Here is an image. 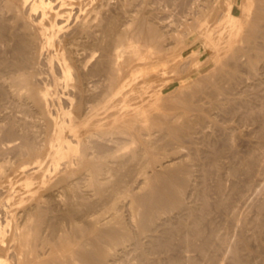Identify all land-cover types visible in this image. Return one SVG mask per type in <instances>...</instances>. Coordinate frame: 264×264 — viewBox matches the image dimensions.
<instances>
[{
	"label": "rangeland",
	"instance_id": "rangeland-1",
	"mask_svg": "<svg viewBox=\"0 0 264 264\" xmlns=\"http://www.w3.org/2000/svg\"><path fill=\"white\" fill-rule=\"evenodd\" d=\"M86 1H87V3L89 2L88 7L95 4V0H86ZM100 1H102L103 3L109 2L110 5H109V7L106 6V9H108V11H109V8H110V13H112V15L115 14V16L114 15L113 16L115 17L116 20H118V18H120L119 19L121 22L120 27H122V28L126 27L128 29V31L131 29L130 30L131 32L129 31L128 32L129 34L125 35V38L122 41H120L119 43H117L118 41H116V40H115L116 42L113 41L112 47L114 48L117 46V49L120 51L118 58H120V55H121V58H120L121 60L119 59V62L117 61L119 63V64H117V66L121 65L122 63L123 64L121 66H124V67L120 66L122 69L119 68V66L117 67V70L119 71V72L117 71L118 75H116L117 78H116V88L115 89H116L117 93L113 97L110 96L111 98L110 97L107 98V100L104 101V103L102 102L101 106L99 104L97 106L98 108H96V111L94 112V115L92 118H90L88 120H83V119L79 118V120L77 121L78 128H77V132L75 135L78 139H80V145L77 144V146H76V144H74L75 142L73 141L71 143V146L73 148H70L71 149L70 150V149H67V147L65 145H66L67 140L72 139V137L70 136L72 134V132H70L69 129H65L64 131L60 130L59 125L62 122V120H61L62 117H60V116H62V114L59 111H53L55 127L53 130L49 131V128L47 129V127H46L47 125H45V124H48L47 121L44 120V122H42L43 119L41 120L39 118L40 120L38 121V123L39 122L40 123L38 124L36 122L38 120V117L34 118V116H32V115H29V116L25 115L24 116L23 113L20 112L21 108H19V106L20 107H22V106L20 105L19 99H15V100H13V98L11 99V97L8 93H6L7 96L3 95V94H5L4 93L5 90H6L5 92H7V91L12 89V88L10 89V88H8V86L4 85V87H2V88L5 90H3V91L0 90L3 92V94H2V92H0V122H1L0 123V147H2L4 144H6L8 142H11V140H12V142H15L16 138L18 137V134L16 131L10 132L9 129L7 128L9 123L13 119V117L14 118L16 117V119H14V120H17V118H21L23 116L26 118L25 121L29 125V128H28L26 134L27 135L29 134L28 135L29 139L33 138L32 140H35L37 142L42 141L43 144H44V141H46L44 148H42V164H43L42 169L39 171V173H36V177H37V179H36L37 182L35 185L36 187L33 185L35 187L33 189L34 193L35 194L39 193L38 195H41V196L38 197V195H37V197H36L35 194H33V195H35V197L39 198V199H40V197L42 198V196L46 197L50 192V189H48L47 186L46 187L44 186L46 184H43L42 181H40L41 180L40 172L45 167L48 168V165L51 166L52 168L53 167L56 168V166H55V164H56L58 167L55 169V172L59 168L58 170L61 173H63V172L66 174L69 173V176H71V178L67 174V176H68L67 182H68L71 190H74L76 192V190L78 189L77 190L78 194H83V195L85 194V197H87L89 199H91V198L95 199L96 197H98V194H97L98 189L97 188L102 187V186L106 187L107 185L104 181L105 184H102L100 182L101 185L98 184L99 185L98 186L97 185L98 182H96L94 180H96V178L97 179L99 178L100 180L102 179V181H103V176H105V174H101V172L105 173L104 170H106L108 167L116 169L117 165L115 166L114 162L111 163V160L113 158H116V159L118 158L117 160L120 161L119 165L121 166V167L118 166L119 169L117 168L116 173H118V176L121 174L119 177L121 179L123 177L122 180H124L125 178L127 180V179H130L129 177H131L130 176L131 174H134V176L136 178H138V180L136 179L137 183L132 181V182H130L129 185H131V184H133L132 186L136 185V186H134L135 187L134 189H136L134 191H138V194H141L142 196L147 195L146 200H144L145 203L142 204L141 207H139L140 213L141 212L143 213V211L146 210V208H147L146 206H148L147 203H150L151 201L153 202L155 200V198L156 199L161 198L162 193H163L162 198H165V195H167L166 197L169 196V194L166 193L165 190L163 191V189H162V193L160 192L158 194L160 185L164 184V179L165 178L167 179L169 174H170V171H166V173L168 172L167 174L162 173V176L159 177L158 176V174H159L158 163L160 161H165L166 159H169L170 157H179L182 154V156L179 157L180 161H181L179 164L183 165V168H180V170H183L182 172L180 171L182 178H180V179L174 178L172 180V182H173L174 186H177V187L179 186L178 188L181 191V197L183 196L182 199L184 198L183 202L185 204H188V205L192 204L191 206L194 207L193 208L194 211L192 210L191 214L188 215L185 211H178L177 212V210H173V211L168 212V211L158 210L157 208H155V210H153V216H148L146 214L148 211H144L143 214L141 213L138 216L137 224L139 226H137L136 223H133L134 225L131 223V225H130V227L132 228V231H135L140 227V229H138V230H140L141 236L139 234L138 235L140 237V242H142V243H139L137 246H135L132 244L131 240H128L129 244H131V245H129L127 242H125L124 244L127 247V248L125 247L126 250H120L119 246H115V247L109 248L110 254L108 252L105 254L104 253L102 254V253L97 251L98 254L102 255V256L99 255L100 258L97 254H94L92 256V258L89 259L90 257H87L85 254L84 250H86L87 248L93 247V246H90L91 244L92 245L93 244L99 245L100 242L97 240L95 234L93 232H91L92 231L91 226L87 225L85 223L83 224V221H78L79 223L77 222L78 224L76 227H73V228H67L66 227L67 231L65 230L66 231L65 232L63 230V232L66 233V236L64 235L65 239H63L62 241L60 239H56L58 237V236H56V234L60 236V234L62 233L61 231H57V232H59V234L58 233L52 234L54 236L52 239H51V236H49V234H48V236H49V238H48V236L44 235L47 233L41 232L42 234H40V235H42V236L39 237V239H41L40 240L41 242L39 241V239L38 240L36 239V243H38L37 244L38 247H35L36 250L34 251V253L31 252L32 255L31 254L28 255L29 257L31 256L30 257L31 259L34 258L28 264H69L68 262H65V259H68L69 256L72 254L75 255L74 256L75 260L73 257H72L73 258L72 260H74V262H76L77 264L78 263L79 264H84V263L85 264H89V263L90 264H141V263L142 264H144V263L145 264H195V263L196 264H202L203 262H204L203 264H209V263L210 264L211 263L212 264H220L221 261L223 260V258H224V260L222 261L223 262L222 264H231L230 263L232 261L231 259H233V257H235L234 252H236V254H237V252L239 253V255L241 257L240 258L241 264H264V219H263L264 218V207H263L264 193H261L260 192L261 190L258 192L255 190V189L259 190V186L260 185L263 186L262 184H264V181H263L264 180V134H263L264 130H262L263 128L261 126V122L262 121L264 122V109H263L264 108V76H263L264 75V69H263L264 68V64H263V62H264V52H263L264 43H263V40L264 39L261 37H259V38L257 37L258 35L260 36V33H261V32H258L260 30L259 28H261V29L264 28V22H263L264 21V17H263L264 10H263V13H261V14H263L261 19L257 20L258 21L257 23H259V25L258 26L255 25L256 28L257 27H259V28H257L258 31H254V33L258 32L259 34L257 33V35H256L253 33V31H251L252 30V21L250 22V20L252 19L251 16H254L257 12H259V10L262 11V9H263V8H261L260 1L259 0H257V1L255 0L256 2L252 1V3L250 4V9H249V10L252 9L251 10L252 12H249V10L247 11V9L245 10L246 13L243 15L242 24L240 22L241 21L240 15H241L242 1H240V0H126V1L125 0H123V1H121V0H114V1L113 0H104V1L100 0ZM116 1H117V4H116ZM253 3H254V5H253ZM255 3L258 6L257 8L259 10H256V8H254V7H256ZM117 5H119V6H117ZM126 8H127V10H126ZM106 9L104 8L105 11H106ZM123 10H124V12H123ZM254 10H256L255 13H254ZM127 12L130 14H128ZM110 13L108 12V14H110ZM251 13L253 15H251ZM136 18H137L138 22L135 21ZM117 22L119 23V21H117ZM246 23L251 26V27L249 26L250 29L247 30L250 32V33L248 32L249 34L246 32V27H247ZM236 24H238V26ZM136 26H137V28L139 26H140V28H141V26H143L142 30H141L142 34L138 35V33H136L137 32L135 29ZM147 27H148V29H147ZM152 29H153V35L151 36ZM154 31H155V33H154ZM159 33H160V35H158ZM252 33H253V35H252ZM242 34L251 36L250 41H247V39H246L247 36H243ZM263 34H261V36H264ZM64 35H65V32L63 33V31L57 32V31L51 29L49 23H45V25H41V26L38 25L36 27V36H39L41 41H44L43 38H45L46 36H53L54 37L53 45L51 47H49V49L47 51L48 61H51V59L54 61V58L56 60L60 58L61 44H59V41H61V39H67L68 38V36H64ZM145 35L151 36V37L145 38ZM254 35H255V38H254ZM60 36H63L65 38L60 37ZM152 37H153V39H152ZM143 39H145V40H143ZM156 40L158 41L157 43H156ZM251 41L256 43L258 46L256 44L254 45V43L251 44ZM57 43H58L59 47L57 46ZM115 44H118V45H115ZM150 45H151V47H150ZM251 45L252 46L254 45L253 46L254 49L251 50L252 52L247 50L248 46L252 47ZM134 49L137 50L136 53H135ZM237 49L240 52H238ZM241 51L242 52L244 51L242 53L243 55L240 54ZM248 51L250 52V54L251 53H253V54L250 55L248 53ZM137 52H140L139 55ZM235 52H238L239 54L237 53L238 55H235L236 54ZM258 52H259V54H258ZM245 53H247L246 55H248L250 57L249 59H248V56L245 55ZM255 53L257 54V57H258V59H256L257 61H255V66H258L257 68H255L254 65L252 66L253 62L250 61L251 57L253 58V55ZM233 55H235L236 57L237 56H239V57L235 59V57L233 58ZM240 55H241V58H240ZM135 57H136V59H135ZM257 57L254 56V58H257ZM118 58H117V60H118ZM230 58L235 60L236 64H234L233 60ZM261 58L263 60H259ZM134 59H135V62L133 61ZM241 59H243V60H241ZM247 59L249 61H247ZM56 60L53 62L54 66H57V64H55ZM130 60H132V62ZM136 60H138V61H136ZM229 60H231V61L229 62ZM254 60L255 59H252V61H254ZM226 61L228 63H232L234 65L231 67L232 64L229 65L226 63ZM40 62H41L42 67L39 64L40 65L39 69L43 70L44 67L46 66L45 65L46 62L44 60L43 61L41 60ZM42 62H44V63L42 64ZM250 62L252 64H250ZM145 63H147V64H145ZM261 64H262V66H261ZM225 65L228 66V68L231 70V72L235 71L236 67L237 68L239 67L238 68L239 70L236 68V70H238V71L237 72L235 71L234 78H232L231 80L227 79V80H222L221 82H220V80H216L217 84H214L213 81L214 82H216V81L214 80V77L212 75L215 74V72H217L218 68H221L222 66H225ZM247 65H249V67ZM245 67H246V69H245ZM251 68H255V69L251 70ZM161 69H164V70H161ZM226 69H227V67L225 66L224 72L227 74L228 72H226ZM258 69H259V71H258ZM210 70H212L213 72L212 71L210 72ZM230 70H229V72H230ZM121 71L122 72L124 71L125 75H124V73L121 74ZM145 71H146V73H145ZM163 71H164V73H163ZM170 71H172V73ZM173 72H175V73H173ZM120 74L123 75V78L125 76V78L122 79L121 78L122 76H120ZM237 74H239V75H237ZM251 74H252V76H251ZM147 75H148V77H147ZM257 75H259V76H257ZM238 76L243 77L241 80L243 82L245 80V82L242 83V81L240 80V78ZM255 78H256V80H255ZM120 79L124 80L123 82H125V84L123 82H119V81H122ZM167 79H170V80H167ZM224 81H227V82L225 83ZM1 82H2V78H0V83ZM236 83H237V85H236ZM122 84H124V85H122ZM242 86L244 88H242ZM102 87L105 88L104 84ZM208 88H209V90H208ZM221 88L224 90H222ZM179 89H181V90H179ZM238 89H241L240 90V92L242 91L241 95H240ZM215 91L217 93L218 92L219 93L217 94ZM185 95H186V97H185ZM233 95H235V96H233ZM224 96H226V97H224ZM187 97H189V98H187ZM233 97H234L233 100L236 101V103L238 102V105H236V103L233 100H231ZM226 98H230V99H226ZM187 100H189V101H187ZM191 100H194V103ZM198 100H200V101H198ZM239 101L240 102L242 101V103H239ZM185 102H187V103L184 104ZM229 103H231V104H229ZM189 104H190V106H189ZM17 105H18V107H17ZM29 105H32V103L30 101H28L27 106H29ZM137 105L138 106L140 105V109H139V107H136ZM186 105H188V106H186ZM227 106L229 108H231V110L233 112L229 108H226ZM234 107L236 109H234ZM224 108H225V111L223 110ZM139 110H141V111L138 112ZM251 110L254 111L258 116L254 112H252ZM10 112H11L12 116H11ZM15 112H17V113H15ZM136 112L138 113L137 115H136ZM178 112L180 114H178ZM200 113H201V115H200ZM243 113L245 116L243 115ZM177 115H178V118H177L176 122L178 120L182 121V119H184V117L186 115H188V117H192V118H193V115L195 117L196 116H199V117L203 116L202 118H200V120L202 119V121H199L198 124L195 123V124H197V125H195L196 129L193 130L194 132H192V134L190 135L191 137L189 139L187 136H186V138H181V137L177 138L178 136L175 133V131H172V129H170L168 123H170V121L174 122ZM183 115H184V117H183ZM262 115H263V117H262ZM8 116H10V117H8ZM150 117H151V119H150ZM158 118H160V119H158ZM160 120H161V122H160ZM16 123H18V122L16 121ZM43 123H45V124L43 125ZM30 124H31V126H30ZM37 126H38L39 130L37 129ZM199 127H201V128H199ZM163 128H166L168 131L166 129L162 130ZM257 128H258V130H257ZM30 131L32 132L33 135L31 134ZM92 131L96 132L98 134H101L100 131L106 132L105 138L107 140L108 139L111 140L110 138H112L115 141L112 142V141L106 140V143L103 146H99L100 147L99 151L95 150V148L98 149V146L97 147L95 146L93 149H87L86 145L89 143H91V145H92V143H95L94 141L96 140L95 138H92L93 139L92 140L91 138L89 139V137H88V134ZM49 132H51V133H49ZM207 133H209V134H207ZM31 135H32V137H31ZM174 135H176V136H174ZM98 136H97L98 139H100L101 138L100 135H98ZM116 138H117V140H116ZM233 140H234V142H233ZM17 141H18V139H17ZM1 142H3V143H1ZM179 143L180 144L183 143V145H179ZM215 143H217V144H215ZM93 145H95V144H93ZM232 145H235V146L232 147ZM103 147H105L107 149H105V148L103 149ZM59 148H60L61 152L66 151L64 156H61V157L59 156V154H61V152L59 150H57ZM84 148H86L87 150ZM65 149H67V150H65ZM221 149H223V150H221ZM80 151H81V153H80ZM89 151H90V153L92 152L91 153L92 156L89 155L90 154ZM104 151H105L106 155H108L107 159H105L106 155H105ZM16 152H17L16 150H15V152H14V150H7L4 152L5 154L4 153L0 154L1 155L0 159H2V158L6 159V160L5 159L0 160V163L5 164V163L9 162L7 165L5 164L6 166L9 165L8 167H10L11 163L12 164L14 163V165H12V164L11 165H12V167H15V170H16L15 174L17 176L13 179L14 184L11 187H8L9 189L7 188L4 191L5 195H11L14 199L17 198L16 196L19 197V196L26 194L25 186L23 184L24 175L21 171L18 170L19 168H16L17 167L16 165L19 162L21 163V161H23V159L24 160L27 159V161H29V159H30V157L28 155H24V154H23L24 156L23 155L17 156ZM82 152H84L85 154ZM94 153H96V154H94ZM99 153L102 155H98ZM110 153L112 156L110 155ZM2 154L5 156H2ZM129 154H131V155H129ZM76 155L79 156L80 158L81 157L82 158L81 159H79V157L74 158V156H76ZM84 155H86L87 157ZM20 156H22V158H20ZM90 156H91L92 160L90 159ZM97 156L99 158H97ZM103 156H104V158H103ZM253 156H254V158H253ZM70 157H71V159L74 158L75 160L74 159L71 160ZM121 157H123V158H121ZM166 157H168V158H166ZM217 157H220V158H217ZM76 158H77V160H76ZM102 159H104V160H102ZM213 160H215V161H213ZM27 161L25 160V162H27ZM51 161L52 162L54 161L55 164L52 163ZM78 161H81L82 164ZM98 161L100 162V164L98 163ZM216 161H217V163H215ZM32 162H33V160L30 159V163L27 162L29 165L27 163H25V164H27L28 167L30 168L33 165ZM58 162H60V163L58 164ZM121 162L122 163L124 162V164H122ZM125 162H127V163H125ZM75 163H76V165H75ZM79 163H80V165H79ZM90 163L95 164V165H92ZM97 163L99 164L100 167L97 166L98 165ZM101 163L103 164V166L106 167V169L102 166ZM107 163H108V166L105 165ZM109 164H112L113 167L111 165L109 166ZM184 164H186V166ZM222 165H223V167H222ZM63 166H64V168H63ZM71 166H72V168H71ZM84 166H85V168H83ZM86 166H88V167H86ZM51 167H49V168H51ZM90 167L92 168L91 170H90ZM87 168H88V170L86 171ZM103 168H104V170H103ZM184 169H185V171H184ZM70 171H72V172L70 173ZM156 171H157V176H156ZM231 171L232 172L234 171L235 173H232ZM60 172L58 174H57V172L54 173L50 177V180H52L51 178L54 179L56 176L61 174ZM89 172L92 173V175L90 174L92 177H94V175L96 176V177H94L95 179L92 178L94 183L92 182V180L90 178ZM152 172H153V175H152ZM182 173L184 175H182ZM231 173L234 176L231 175ZM83 174L85 177L83 176ZM137 174H138V177H137ZM100 175H103V176L101 177ZM126 175H127V177H126ZM147 175L150 178L148 181L149 182L148 185L145 184V182H143V181H145ZM150 175L152 176V178L150 177ZM82 177H83V179H82ZM183 177H184V179H183ZM234 177H236V178H234ZM240 177H242V178H240ZM162 178H164V179H162ZM262 178H263V180H262ZM158 179H161V180H158ZM216 179H218V180H216ZM126 180H124V181H126ZM218 181L222 185V189H221L222 191H220V192L224 193V195H220L221 193L218 191V189H216ZM91 184H93V185H91ZM94 184L97 187L94 186ZM255 184H256V186H255ZM156 185L159 187L156 188ZM231 185L233 187H235L234 190H233V187ZM257 185H259V186H257ZM253 186L255 189L253 188ZM94 187L96 189L95 193L93 192L95 190ZM236 188L241 190V193L243 194L241 197L238 194V192L236 193V191H237ZM13 189H14V191H13ZM57 189H59L58 192L56 191ZM154 189H157L158 192H156V191L153 192ZM91 190H92V192H91ZM243 190L245 191V193H243L244 192ZM15 191H16V193H15ZM37 191H39V192H37ZM246 191H247L248 195L246 194ZM11 192H12V194H11ZM53 192L54 193L56 192L57 195H60L64 198V195H62L61 189L59 187L56 188L55 190H53ZM152 192H153V194H152ZM263 192H264V190H263ZM58 193H60V194H58ZM90 193H91V195H93V197L90 196ZM218 193H219V195H218ZM229 193L234 194V195H230ZM228 194L230 197L228 196ZM152 195H153V197H152ZM123 196H122V201H124L125 203L121 202L119 204V205H121V204L122 205L119 206L121 208L120 209L118 208L117 213L120 216L121 221L125 222V220L127 219L128 221H126V222L128 223L130 218H127V217H130V216H128L127 214L131 213V208H129V209L127 208L130 205L129 203H127V202H129V199H128L129 196H126L125 199H124L125 196L124 197ZM220 196H222V198H223L222 202L225 204L227 203V201L224 200V198L227 196L226 199H229L228 200L229 204L234 205L233 208L229 207L228 209H225V206H224L225 204L218 205L217 203L220 200ZM45 197H43V198H45ZM151 198L154 200H152ZM215 199H217L218 201ZM224 201H226V202H224ZM25 202L29 203V200H25ZM123 203H124V206H123ZM126 203H127V205H126ZM204 203H206V205H204L205 207L203 206ZM215 203L218 206H216ZM145 204H146V206H144ZM202 206L204 208H202ZM195 207H196V209H195ZM141 208H143V209L140 210ZM201 208L205 214L204 213H201L202 215L200 214V211L202 212V210H199V209H201ZM102 209H104V208H102ZM102 209L99 211L105 212L106 211L105 209H107V208L105 206V209L104 210H102ZM19 210H21V209H19V208L16 209L17 212H19ZM109 210L107 209L106 212H108V213H106L107 215L106 214L104 215L107 218H109L108 215L111 216L110 215L111 210L110 211ZM129 210H130V212H129ZM196 210H197V212H196ZM91 211H93V210H91ZM38 212H40V211L35 212V214L37 213L36 216L38 214L40 215V213H41L42 216L41 215L40 216L43 218L44 216L42 214V211L40 213H38ZM104 212H102V214H101L102 216H103ZM181 213H182V215H181ZM198 213L200 216L198 215ZM39 215L37 217H39ZM191 215H193V216H191ZM203 215H205V216H203ZM36 216H34L35 219H36ZM34 217H32V220ZM41 217H40V219H41ZM139 217L141 218L140 220H142L143 224L142 223L140 224ZM143 217L146 220L145 219L143 220ZM197 217H200V218H197ZM178 218H179V220H178ZM147 219H148V221L150 219V221L147 222ZM188 219H189V221H187ZM192 220L195 223L196 222L199 223V225L201 227H198L196 225L197 223L196 224L193 223ZM143 221H146V222L144 223ZM214 222H215V224H214ZM191 223L194 224V226ZM159 224H160V226L162 224L163 225L161 227H159ZM33 225H34V222H33ZM80 225H82V227ZM86 225L88 227L89 226L90 227L86 229V227H87ZM142 225H146V227H143ZM179 225H181V226H179ZM190 225L192 228L190 227ZM177 227H178L179 231L176 229ZM193 227L195 229L197 228L199 231H201L202 227H207V229L206 228L204 229L205 233H207V231H209L208 228L209 229L212 228L214 233L212 230H210V232L212 231V234L210 232L208 233L209 235L204 233L203 238H202L201 235L204 232L202 229L203 232L200 234H197V236L195 234L191 235L192 233L190 234L188 232H192L194 230ZM33 228H34V226H32V229ZM135 228H137V229H135ZM141 228H143V229L145 228V229L143 230ZM190 228H191V231H189ZM32 229H29L31 232L27 229L28 233L29 232L30 233H29V235H26L24 237V239H25V242L23 241V244H24L23 249L24 250H30L32 248V246L34 245V241H35L34 238H33V240L30 241V239H32V235H33V234H31V233H33ZM88 229H90V230H88ZM153 229L156 232V234L153 231ZM138 230H137V232H139ZM148 230H150L151 234L149 233ZM141 231H143L145 233H141ZM167 232H168V234H167ZM169 232L170 233L173 232V233L169 234ZM26 233H27V231H26ZM142 234H144V235H142ZM149 234L153 235L152 236L153 239L148 237ZM145 235L146 236L148 235V236L146 237ZM162 235H165V236H162ZM169 235H172V236H169ZM206 236H209V237L212 236V239L210 241L211 243H208L209 245L211 244L210 249L208 248V250H206V248L209 247V245L208 246L206 245L207 246L206 247L205 246V240H203V239L207 238ZM42 237L44 240H42ZM67 237H68V239H67ZM166 237L167 238L170 237V238L167 239ZM195 237H197V238H195ZM200 237H201V240H203L202 244L205 246V248H204V246L201 245L202 248H204L203 254L206 255L204 257L205 259L202 258L204 255L200 256L199 255L200 253L197 252V250H198L197 247H199V245L201 243V240L199 241ZM224 237H225V239H224ZM47 238L49 240L46 242ZM164 238H166L167 241ZM194 238H195V240L193 241ZM157 239H158V241H156ZM190 239H192V240H190ZM222 239H224V240L222 241ZM90 240H91V242H90ZM162 240H165L166 245L164 244L165 242H163ZM187 240L188 241L190 240L189 241L190 243H188ZM78 241H81V242H78ZM161 241L165 246V247H163L162 251L159 249V248H162L161 245H163L161 243ZM168 241H169V243H168ZM157 242H159V244ZM29 243H31L30 247H29V245H30ZM45 243H47V244H45ZM82 243H85L84 245H86L85 246L86 249H84V245ZM86 243H88V244H86ZM140 244L141 245L144 244L143 245L144 247L140 246ZM167 244H169V245H167ZM212 244H213V246H212ZM156 245L159 248L156 247ZM219 246H220V248H218ZM230 246H232L233 248L231 249ZM79 247H80V249H79ZM170 247H171V249L169 250ZM195 247L197 248V250L194 249ZM132 248H134V249H132ZM165 248L166 249L168 248L167 249L168 251ZM181 248H183V249H181ZM224 248L226 250L228 248V250L225 251ZM76 250H77V254L79 257L77 256V254H75ZM211 250H213L212 251L213 254L210 253ZM79 251H81V252H79ZM223 251H225V253H226V255L224 253L225 257H223L224 256ZM229 251H230V253H229ZM231 251H233V252H231ZM36 252H38V254H40V255H37ZM67 252L69 255L67 254ZM171 252H173V253H171ZM80 253H81V255H80ZM140 253H142V254H140ZM215 253H216V255H215ZM42 254H43V256H42ZM106 254H108L109 257ZM228 254L229 255L232 254V255H230L232 258ZM105 255H106V257H104ZM140 255L143 257L141 258ZM239 255L237 254L236 257H238ZM82 256H83V258H82ZM85 256L88 260L85 258ZM96 257H98L99 260ZM101 257L104 261L101 259ZM107 257H108V259H107ZM112 257L114 259H112ZM189 257L192 259H190ZM197 257H199V258H197ZM206 258L207 259L209 258V259L206 260ZM225 258H227V259H225ZM78 259L80 261H77ZM109 259H111V260H109ZM228 259H230L231 261ZM62 260H64V262ZM195 260H196V262H195ZM87 261L88 262L90 261V262L88 263ZM191 261H194V262H191ZM226 261H227V263H226ZM39 262H41V263H39Z\"/></svg>",
	"mask_w": 264,
	"mask_h": 264
},
{
	"label": "bare ground",
	"instance_id": "bare-ground-1",
	"mask_svg": "<svg viewBox=\"0 0 264 264\" xmlns=\"http://www.w3.org/2000/svg\"><path fill=\"white\" fill-rule=\"evenodd\" d=\"M104 1V0H103ZM114 1V0H113ZM123 1V0H121ZM126 1V0H125ZM242 1V4H241V17H240V22L242 24L243 22V15L246 13L245 10L247 9V11L250 9V4L252 3V1H255V0H240ZM257 1V0H256ZM255 1V2H256ZM260 1V4H261V10H259L256 5V10H259V12H257L254 16H251V20L250 22L252 21V30L253 33L254 31H258L257 27L259 25V23H257L258 21L257 20H260L262 15L261 13H263V10H264V0H259ZM89 3V2H88ZM88 3L86 0H0V78H2V82L0 83V90H5L3 89L2 87H4V85L8 86V88H12L11 90L5 92V94H3L2 91V94L7 96L6 93H8L11 97V99L13 98V100L15 99H19V102H20V105L22 107L19 106V108H21L20 112L23 113V115H32L34 116V118L38 117V120L36 121L38 123V121L41 119H43L42 122L47 121L48 124H45L43 123V125H47V129L49 128V131L50 130H53L54 127H55V122H54V113L53 111H59L62 116V122L60 123L59 127H60V130L61 131H64L65 129H69L70 132H72V134L70 135L72 137L71 140H67L66 141V147L67 149H70V148H73L71 146V143L74 141L77 146L80 145V139H78L76 137V132H77V121L79 120V118L83 119V120H88L90 118L93 117L94 115V112L96 111V108H98L97 106L100 104L101 106V103L104 101L107 100V98H109L110 96L113 97L117 91H116V78L118 75L117 74V67L119 66V68L121 67H124V66H121V65H118L119 64V59L121 58V55H120V58H118L119 54H120V51L117 49V46L116 47H112L113 46V41H118L117 43H119L120 41H122L124 38H125V35L129 34L128 32L131 30L128 31V29L125 27V28H122L120 27L121 26V22H120V18H118V20L115 19V14L112 15V13H110V8H109V11L108 9H106V6L109 7V2H106V3H103L102 1L100 0H95V4H93L92 6L88 7ZM116 4H117V1H116ZM214 4V3H213ZM239 4V3H238ZM258 4V3H257ZM254 5V3H253ZM119 6V5H117ZM111 7V6H110ZM114 7V6H113ZM130 7V6H129ZM253 7V6H252ZM104 8L106 9V11L104 10ZM133 8V7H132ZM117 9V8H116ZM119 10V9H118ZM127 10V8H126ZM141 10V9H140ZM252 10V9H251ZM251 10H249V12H252ZM256 10H254V13L256 12ZM110 14H108V12ZM117 11V10H116ZM115 11V12H116ZM107 12V13H106ZM118 12V11H117ZM124 12V10H123ZM128 13V12H127ZM225 13V12H224ZM130 14V13H128ZM232 14V13H231ZM119 15V14H118ZM137 15V14H136ZM251 15H253L251 13ZM124 17V16H123ZM220 17V16H219ZM264 17V15H263ZM250 19V18H249ZM132 20V19H131ZM134 20V19H133ZM119 21V23L117 22ZM129 21V20H128ZM137 21V18L136 20ZM140 21V20H139ZM138 22V21H137ZM141 22V21H140ZM231 22V21H230ZM261 22V21H260ZM264 22V21H263ZM45 23H49L50 24V27L51 29L59 32V31H63V33L65 32V35L64 36H68L67 39H61V41H59V44H61V55H60V58L59 59H55L54 58V61L56 60V63L57 66H54L53 64V60L51 59V61H48V54H47V51L49 49V47H51L53 45V41H54V37L53 36H46L44 39V41H41L40 40V37L39 36H36V27L38 25H45ZM128 23V22H127ZM134 23V22H133ZM143 23V22H142ZM149 23V22H148ZM237 23V22H236ZM262 23V22H261ZM238 26V24H236ZM256 25V26H255ZM261 25V24H260ZM263 25V24H262ZM126 26V25H125ZM247 26V27H246ZM246 32L248 33L249 31H247L249 28V24L246 23ZM142 27L140 28V26L137 28L136 26V33H138V35L142 34ZM251 27V26H250ZM263 28V27H262ZM148 29V27H147ZM151 29V28H150ZM149 29V30H150ZM260 30L258 32H261L260 33V36L258 35L257 37H261L264 39V36H261V34H263L264 32V28L261 29L259 28ZM38 32V31H37ZM131 32V31H130ZM160 32V31H159ZM257 32V33H258ZM134 33V32H133ZM151 33V32H150ZM155 33V31H154ZM250 33V32H249ZM248 33V34H249ZM252 33V35H253ZM257 33H254L257 35ZM60 34V33H59ZM157 34V33H156ZM259 34V33H258ZM38 35V34H37ZM153 35V29H152V34L151 36ZM160 35V33L158 34ZM157 35V36H158ZM243 36H247V41H250L251 39V36H248V35H244L242 34ZM251 35V34H250ZM264 35V34H263ZM129 36V35H128ZM151 36H146L145 35V38H149ZM242 36V37H243ZM60 37H63V36H60ZM127 37V36H126ZM143 37V36H142ZM154 37V36H153ZM152 37V39H153ZM65 38V37H63ZM138 38V37H137ZM156 38V37H155ZM161 38V37H160ZM254 38H255V35H254ZM196 39V38H195ZM145 40V39H143ZM149 40V39H148ZM158 40V39H157ZM156 40V43L158 42ZM242 40V39H241ZM255 40V39H254ZM253 40V41H254ZM262 40V39H261ZM115 41V42H116ZM142 41V40H141ZM251 41V44H253L254 42ZM256 41V40H255ZM57 42V41H56ZM114 42V43H115ZM147 42V41H146ZM242 42V41H241ZM124 43V42H123ZM155 43V44H156ZM247 43V42H246ZM250 43V42H249ZM263 43H264V40H263ZM159 44V43H158ZM240 44V43H239ZM256 43H254L255 45ZM115 45H118V44H115ZM114 45V46H115ZM253 45V46H254ZM257 45V44H256ZM57 46H58V43H57ZM164 46V45H163ZM252 46V45H251ZM252 47H249L248 46V49L249 51H251L252 49H254ZM258 46V45H257ZM59 47V46H58ZM151 47V45H150ZM238 48V47H237ZM246 48V47H245ZM244 48V49H245ZM258 48V47H257ZM262 48V47H261ZM235 49V48H234ZM243 49V48H242ZM238 50V49H237ZM261 50V49H260ZM263 50V49H262ZM53 51V50H52ZM135 53L137 50H135ZM245 51V50H244ZM243 51V52H244ZM248 51V53L250 54V52ZM128 52V51H127ZM238 52H240L238 50ZM238 52H235L234 54L235 55H238L239 53ZM241 51L240 54L243 53ZM247 52V51H246ZM252 52V51H251ZM260 52V51H259ZM258 52V54H259ZM264 52V50H263ZM131 53V52H130ZM138 55L140 52H137ZM238 53V54H237ZM247 53H245L246 55ZM253 54V53H251ZM250 54V55H251ZM131 55V54H130ZM129 55V56H130ZM230 55V54H229ZM233 55V58L235 57L238 58L239 56H235ZM243 55V54H242ZM137 56V55H136ZM141 56V55H140ZM248 56V55H246ZM254 56L257 57V54L255 53L253 55V58L251 57L250 61L253 62V64L250 62V64H252V66L254 65L255 66V61H257L256 59L257 58H254ZM259 56V55H258ZM263 56V55H262ZM231 57V56H230ZM260 57V56H259ZM118 58V60H117ZM129 58V57H128ZM127 58V59H128ZM149 58V57H148ZM228 58V57H227ZM240 58H241V55H240ZM247 58V57H246ZM250 57L248 56V59ZM125 59V58H124ZM132 59V58H131ZM136 59V57H135ZM135 59L133 60L135 62ZM138 59V58H137ZM232 59V58H230ZM247 59V61H249ZM252 59H255L254 61H252ZM45 61V67L43 70L39 69V66L41 65V62L40 61ZM121 60V59H120ZM233 60V59H232ZM243 60V59H241ZM259 60H263L262 58L259 59ZM118 61V62H117ZM132 62V60H130ZM138 61V60H136ZM228 61V60H227ZM226 61L227 64H232V63H228ZM231 60H229L230 62ZM235 60H233V63L236 64V61L234 62ZM133 62V63H134ZM224 62V61H223ZM222 62V63H223ZM44 62H42L43 64ZM248 63V62H247ZM40 64V65H39ZM147 64V63H145ZM144 64V65H145ZM225 64V63H224ZM223 64V65H224ZM232 64L231 67L234 65ZM264 64V62H263ZM238 65V64H237ZM242 65V64H241ZM257 65V64H256ZM121 66V67H120ZM225 66L227 67L226 69V72H228L227 74L224 72L225 70ZM225 66H222L221 68H218L217 72H215V74H213L212 76L214 77V80H220V82L222 80H231L232 78H234V74H235V71L237 72L239 69V67L236 68L238 70H236L235 68V71L231 72V70L228 68L227 65ZM249 67V65H247ZM262 66V64H261ZM42 67V65H41ZM178 67V66H177ZM176 67V68H177ZM258 66H255V68H257ZM217 68V67H216ZM224 68V69H223ZM234 68V67H233ZM232 68V69H233ZM241 68V67H240ZM255 68H251V70L255 69ZM122 69V68H121ZM124 69V68H123ZM230 72H229V70ZM246 69V67H245ZM264 69V68H263ZM161 70H164V69H161ZM175 70V69H174ZM228 70V71H227ZM257 70V69H256ZM255 70V71H256ZM125 71V70H124ZM124 71L122 72L121 71V74L124 73ZM212 70H210L211 72ZM216 71V70H215ZM259 71V69H258ZM119 72V71H118ZM172 73V71H170ZM176 72V71H175ZM173 72V73H175ZM213 72V71H212ZM240 72V71H239ZM248 72V71H247ZM146 73V71H145ZM150 73V72H149ZM164 73V71H163ZM208 73V72H207ZM253 73V72H252ZM121 78H123V75ZM263 74V73H262ZM125 75V73H124ZM239 75V74H237ZM119 76V77H120ZM150 76V75H149ZM211 76V77H212ZM250 76V75H249ZM252 76V74H251ZM259 76V75H257ZM264 76V75H263ZM148 77V75H147ZM239 77V76H238ZM261 77V76H260ZM240 80L243 78V77H239ZM238 78V79H239ZM251 78V77H250ZM259 78V77H258ZM119 79V78H118ZM120 79V80H122ZM200 79V78H199ZM210 79V78H209ZM254 79V78H253ZM263 79V78H262ZM167 80H170V79H167ZM244 80V79H243ZM256 80V78H255ZM258 80V79H257ZM118 81V80H117ZM124 80L122 81H119V82H123ZM236 81V80H235ZM242 81V80H241ZM197 82V81H196ZM225 83L227 81H224ZM240 82V81H239ZM238 82V83H239ZM245 82V80H244ZM242 81V83H244ZM260 82V81H259ZM125 84V82H123ZM200 83V82H199ZM214 84H217V81L214 82ZM223 83V82H222ZM8 84V85H7ZM104 84L105 88L102 87ZM120 84V83H119ZM122 84V85H124ZM205 84V83H204ZM235 84V83H234ZM161 85V84H160ZM228 85V84H227ZM237 85V83H236ZM216 86V85H215ZM232 86V85H231ZM250 86V85H249ZM204 87V86H203ZM211 87V86H210ZM238 87V86H237ZM119 88V87H118ZM200 88V87H199ZM207 88V87H206ZM212 88V87H211ZM241 88V87H240ZM242 88H244L242 86ZM187 89V88H186ZM214 89V88H213ZM222 89V88H221ZM181 90V89H179ZM209 90V88H208ZM217 90V89H216ZM224 90V89H222ZM239 90V93L241 95V92L240 90L241 89H238ZM140 91V90H139ZM141 92V91H140ZM181 92V91H180ZM212 92V91H211ZM216 92V91H215ZM214 92V93H215ZM223 92V91H222ZM221 92V93H222ZM244 92V91H243ZM217 93V92H216ZM215 93V94H216ZM219 93V92H218ZM217 93V94H218ZM227 93V92H226ZM183 94V93H182ZM194 94V93H193ZM202 94V93H201ZM230 94V93H229ZM177 95V94H176ZM189 95V94H188ZM187 95V96H188ZM226 95V94H225ZM180 96V95H179ZM235 96V95H233ZM3 97V96H2ZM110 97V98H111ZM186 97V95H185ZM191 97V96H190ZM193 97V96H192ZM196 97V96H195ZM226 97V96H224ZM230 97V96H229ZM166 98V97H165ZM172 98V97H171ZM183 98V97H182ZM189 98V97H187ZM216 98V97H215ZM164 99V98H163ZM226 99H230V98H226ZM234 97L231 99L233 100ZM186 100V99H185ZM197 100V99H196ZM214 100V99H213ZM247 100V99H246ZM18 101V100H17ZM28 101H30L32 103V105H29L27 106L28 104ZM115 101V100H114ZM189 101V100H187ZM193 103H194V100H191ZM200 101V100H198ZM208 101V100H207ZM228 101V100H227ZM226 101V102H227ZM230 101V100H229ZM234 101V100H233ZM16 102V101H15ZM18 102V103H19ZM109 102V101H108ZM231 102V101H230ZM236 103V101H234ZM187 102H185L184 104H186ZM190 103V102H189ZM196 103V102H195ZM225 103V102H224ZM233 103V102H232ZM239 103H242V101ZM4 104V103H3ZM30 104V103H29ZM191 104V103H190ZM189 104V106H190ZM228 104V103H227ZM231 104V103H229ZM248 104V103H247ZM9 105V104H8ZM236 105H238V102L236 103ZM251 105V104H250ZM188 106V105H186ZM226 106V105H225ZM224 106V107H225ZM229 106V105H228ZM226 107V108H229V107ZM234 106V105H233ZM244 106V105H243ZM18 107V105H17ZM136 107H139L140 109V105L136 106ZM231 107V106H230ZM246 107V106H245ZM174 108V107H173ZM190 108V107H189ZM233 108V107H232ZM241 108V107H240ZM249 108V107H248ZM231 110V108H229ZM234 109H236L234 107ZM264 109V108H263ZM196 110V109H195ZM225 111V108L223 109ZM15 111V110H14ZM141 110H139L138 112H140ZM232 111V110H231ZM252 111V110H251ZM263 111V110H262ZM12 112V111H11ZM10 112V114H11ZM187 112V111H186ZM223 112V111H222ZM228 112V111H227ZM233 112V111H232ZM248 112V111H247ZM254 112V111H252ZM17 113V112H15ZM114 113V112H113ZM185 113V112H184ZM255 113V112H254ZM14 114V113H13ZM138 113L136 112V115ZM178 114H180L178 112ZM193 114V113H192ZM256 114V113H255ZM199 115V114H198ZM201 115V113H200ZM244 115V113H243ZM247 115V114H246ZM249 115V114H248ZM257 115V114H256ZM12 116V114H11ZM14 116V115H13ZM21 117V118H17V120H14L16 119V117L11 120V122L9 123L8 125V129L9 131H16L17 134H18V137L16 138V141L15 142H8L6 144H4L2 147H0V154L1 153H4L5 151L7 150H15L17 151L16 152V155L19 156V155H28L30 157V159L33 160V165L32 167H28V163H30V159L29 161H27V159H25L27 162H25V160L23 159V161L27 164H25L23 161H21V163L16 165L17 167L16 168H19L18 170L21 171L24 175V180H23V184L25 186V191H26V194L25 195H22V196H16L17 198L14 199L11 195H5L4 194V191L5 189H7L8 187H11L14 182H13V179L17 176L15 174V167H12V165H14V163L10 164V167L6 166L8 163H0V264H28L30 263L33 259H31L28 255L31 254V252L34 253V251L36 250L35 247H38V243H36V239L38 240L39 237H41L42 234L41 232L43 233H47V234H44L45 236H51V239L54 237L52 234H56L59 232L57 231H61L62 233L59 235L56 234V236H58L56 239H60L61 241L63 239H65L64 237L66 236V233L63 232V230L65 231L67 228H73V227H76L77 224L79 223L78 221H83V224H87V225H90L91 226V232H93L97 238V240L100 242V244H91L90 246H93L92 248H85L86 245H84L85 243H82L84 245V250L85 251V254L87 257H90L89 259L92 258V256L94 254H97L98 256L101 255V254H98V252L100 253H109V248L111 247H115V246H119L120 250H126L125 247L126 245L124 244L125 242H127L129 244V241L128 240H131L132 241V244L137 246L139 243H142L140 242V237L139 235L141 236L140 234V227L137 229L139 232H137V230L135 231H132V228L130 227L131 223H136L137 224V220H138V216L140 213L139 211V207L142 206V204H144V200H146V196H142L141 194H138V191H134L136 189H134L136 185L132 186L133 184L129 185L130 182H136V179L138 180V178H136L134 176V174H131L129 177L130 179H127L126 178L124 180L123 177L122 179L118 176V173L117 172V168L120 163L119 160H117L116 158H111V163L114 162L115 163V166L117 165L116 169L115 168H110L108 167L106 169L105 166H102L106 169L104 170L105 173L101 172V174H105V176L103 175H100L101 177L103 176V181L102 179L100 180L99 178L94 181L98 182V184L101 185L102 184H105L106 183V187H98L97 189V194H98V197H94L95 199L91 198H87L85 197V194H78L77 193V190L76 192L74 190H71L70 187H69V184H68V176H69V173L68 176L66 173H61L58 169H57V174L60 172L61 174H59L58 176H56L54 179L51 178L52 180H50V177L56 173L55 172V169L58 167L54 161L52 163L55 164L56 168H52L51 166L48 165V168L45 167L41 172H40V175H41V180L43 184H46L44 185L45 187L47 186L48 189H50V192L49 194L45 197V196H42V198L40 197L39 198H36L37 194L34 193V188L36 187V173H39V171L42 169V148H44V145H45V142L44 141V144L42 143V141L40 142H37L35 140H32L33 138L32 137V132H31V139L28 138V135L26 134L28 128H29V125L27 124V122L25 121V117ZM157 116V115H156ZM167 116V115H166ZM181 116V115H180ZM245 116V115H244ZM250 116V115H249ZM252 116V115H251ZM254 116V115H253ZM258 116V115H257ZM7 117V116H6ZM10 117V116H8ZM161 117V116H160ZM184 117V115H183ZM203 117V116H202ZM202 117H199V116H194L193 115V118L192 117H188V115H186L184 117V119H182V121H177V118H178V115L177 117L175 118V121L174 122H171L168 123L169 124V127L170 129H172V131H175V133L177 134V138H186V136L188 137V139L191 137L190 135L192 134V132H194L193 130L196 129L195 125L198 124L199 121H202V119L200 120V118ZM243 117V116H242ZM263 117V115H262ZM40 118V119H39ZM251 118V117H250ZM261 118V117H260ZM151 119V117H150ZM157 119V118H156ZM160 119V118H158ZM207 119V118H206ZM209 119V118H208ZM213 119V118H212ZM242 119V118H241ZM255 119V118H254ZM171 120V119H170ZM258 120V119H257ZM16 121L18 123H16ZM168 121V120H167ZM173 121V120H172ZM209 121V120H208ZM255 121V120H254ZM259 121V120H258ZM161 122V120H160ZM163 122V121H162ZM204 122V121H203ZM248 122V121H247ZM263 122V121H262ZM261 122V126H262V130H264V122L262 123ZM1 123V122H0ZM40 123V122H39ZM38 123V124H39ZM95 123V122H94ZM155 123V122H154ZM197 123V124H195ZM210 123V122H209ZM254 123V122H253ZM260 123V122H259ZM32 124V123H31ZM30 124V126H31ZM37 124V125H38ZM200 124V123H199ZM205 124V123H204ZM251 124V123H250ZM33 125V124H32ZM42 125V124H41ZM165 125V124H164ZM211 125V124H210ZM215 125V124H214ZM246 125V124H245ZM254 125V124H253ZM34 126V125H33ZM36 126V125H35ZM200 126V125H199ZM202 126V125H201ZM208 126V125H207ZM206 126V127H207ZM243 126V125H242ZM36 128V127H35ZM34 128V129H35ZM201 128V127H199ZM198 128V129H199ZM33 129V128H32ZM37 129H38V126H37ZM115 129V128H114ZM166 128H163L162 130H164ZM205 129V128H204ZM36 130V129H35ZM39 130V129H38ZM37 130V131H38ZM84 130V129H83ZM167 130V129H166ZM200 130V129H199ZM202 130V129H201ZM258 130V128H257ZM68 131V130H67ZM121 131V130H120ZM119 131V132H120ZM168 131V130H167ZM101 134H98L96 132H90L88 134V137L89 139L91 138H95L96 140L94 141L95 143H89L87 144L86 148L87 149H93L95 146L97 147L98 146V149L95 148V150H98L99 151V146H103L105 143H106V132H103V131H100ZM123 132V131H122ZM162 132V131H161ZM201 132V131H200ZM211 132V131H210ZM8 133V132H7ZM51 133V132H49ZM133 133V132H132ZM167 133V132H166ZM172 133V132H171ZM199 133V132H198ZM212 133V132H211ZM43 134V133H42ZM117 134V133H116ZM209 134V133H207ZM264 134V133H263ZM44 135V134H43ZM80 135V134H79ZM98 135H100V139H98ZM115 135V134H114ZM198 135V134H197ZM48 136V135H47ZM98 136V137H97ZM117 136V135H116ZM120 136V135H119ZM132 136V135H131ZM173 136V135H172ZM176 136V135H174ZM35 137V136H34ZM41 137V136H40ZM81 137V136H80ZM43 138V137H42ZM48 138V137H47ZM118 138V137H117ZM116 138V140H117ZM120 138V137H119ZM161 138V137H160ZM176 138V139H177ZM199 138V137H198ZM234 138V137H233ZM18 139V141H17ZM98 139V140H97ZM111 140H107V141H112L114 142L115 140L110 138ZM205 139V138H204ZM4 140V139H3ZM48 140V139H47ZM93 140V139H92ZM119 140V139H118ZM172 140V139H171ZM178 140V139H177ZM86 141V140H85ZM182 141V140H181ZM180 141V142H181ZM186 141V140H185ZM189 141V140H188ZM195 141V140H194ZM197 141V140H196ZM222 141V140H221ZM254 141V140H253ZM84 142V141H83ZM90 142V141H89ZM111 142V143H112ZM173 142V141H172ZM175 142V141H174ZM183 142V141H182ZM234 142V140H233ZM3 143V142H1ZM85 143V142H84ZM109 143V142H108ZM107 143V144H108ZM120 143V142H119ZM49 144V143H48ZM86 144V143H85ZM95 144V145H93ZM150 144V143H149ZM213 144V143H212ZM217 144V143H215ZM232 144V143H231ZM254 144V143H253ZM122 145V144H121ZM179 145H183L179 143ZM71 146V147H70ZM74 146V145H73ZM165 146V145H164ZM178 146V145H177ZM235 146V145H232V147ZM257 146V145H256ZM85 147V146H84ZM107 147V146H106ZM119 147V146H118ZM183 147V146H182ZM187 147V146H186ZM239 147V146H238ZM251 147V146H250ZM249 147V148H250ZM84 148V149H86ZM105 147H103L104 149ZM108 148V147H107ZM105 148V149H107ZM111 148V147H110ZM178 148V147H177ZM212 148V147H211ZM262 148V147H261ZM65 149V150H67ZM86 149V150H87ZM102 149V150H103ZM109 149V148H108ZM219 149V148H218ZM217 149V150H218ZM61 152L60 148L57 149ZM64 150V149H63ZM71 150V149H70ZM69 150V151H70ZM85 150V151H86ZM94 150V151H95ZM101 150V149H100ZM114 150V149H113ZM214 150V149H213ZM223 150V149H221ZM68 151V152H69ZM84 151V152H85ZM212 151V150H211ZM66 152V151H65ZM65 152H61V154H59V156H64ZM74 152V151H73ZM76 152V151H75ZM82 152V153H84ZM103 152V151H102ZM114 152V151H113ZM219 152V151H218ZM235 152V151H234ZM81 153V151H80ZM90 153V151H89ZM92 153V152H91ZM91 153L89 155H91ZM105 153V151H104ZM109 153V152H108ZM228 153V152H227ZM230 153V152H229ZM5 154V153H4ZM73 154V153H72ZM85 154V153H84ZM96 154V153H94ZM185 154V153H184ZM188 154V153H187ZM219 154V153H218ZM23 155V156H24ZM74 155V154H73ZM72 155V156H73ZM79 155V154H78ZM98 155H102V154H98ZM104 155V154H103ZM106 155V153H105ZM111 155V153H110ZM131 155V154H129ZM221 155V154H220ZM219 155V156H220ZM240 155V154H239ZM254 155V154H253ZM1 156V155H0ZM2 156H5L2 154ZM86 156V155H84ZM83 156V157H84ZM92 156V155H91ZM91 156H90V159H91ZM107 156L105 157V159H107ZM112 156V155H111ZM135 156V155H134ZM182 156V154H181ZM179 156V157H181ZM188 156V155H187ZM213 156V155H212ZM215 156V155H214ZM26 157V156H25ZM75 157H79V156H74ZM87 157V156H86ZM85 157V158H86ZM89 157V156H88ZM95 157V156H94ZM127 157V156H126ZM179 157H170L169 159H166L165 161H160L158 163V176H162V173H166V171H170V174L168 176V178L164 179V184L163 185H160V188H159V192L157 189H154V191L158 192V194L161 192L162 193V189L163 191L165 190L166 193L169 194L168 197H166L167 195H165V198H162L163 197V193H162V197L161 198H155L152 199L154 200L153 202L151 201L150 203H147L148 206H146V204L144 206H146V210L144 211H148L146 214L148 216H153V210H155V208H157L158 210H163V211H173V210H177L178 211H185L188 215L191 214V211L193 210L194 211V207H192L191 205H188V204H185L183 202V199L181 197V191L180 189L177 187V186H174L173 185V182L172 180L174 178H182L181 177V172L183 170H180V168H183V165L182 164H179L181 161H180V158ZM20 158H22V156H20ZM72 158V159H74ZM82 158V157H81ZM79 157V159H81ZM97 158H99L97 156ZM102 158V157H101ZM104 158V156H103ZM123 158V157H121ZM129 158V157H128ZM132 158V157H131ZM168 158V157H166ZM211 158V157H210ZM209 158V159H210ZM217 158H220V157H217ZM216 158V159H217ZM240 158V157H239ZM254 158V156H253ZM262 158V157H261ZM3 160L5 158H2ZM0 159V160H2ZM71 159V157H70ZM71 159V160H72ZM126 159V158H125ZM6 160V159H5ZM18 160V159H17ZM75 160V159H74ZM77 160V158H76ZM89 160V159H88ZM92 160V159H91ZM101 160V159H100ZM104 160V159H102ZM123 160V159H122ZM198 160V159H197ZM231 160V159H230ZM229 160V161H230ZM257 160V159H256ZM10 161V160H9ZM66 161V160H65ZM97 161V160H96ZM95 161V162H96ZM107 161V160H106ZM133 161V160H132ZM215 161V160H213ZM249 161V160H248ZM16 162V161H15ZM23 162V163H22ZM74 162V161H73ZM82 164L81 161H78ZM77 162V163H78ZM130 162V161H129ZM184 162V161H183ZM60 162H58L59 164ZM79 163V165H80ZM85 163V162H84ZM83 163V164H84ZM98 163L100 164V162L98 161ZM97 163V164H98ZM105 163V162H104ZM110 163V162H109ZM122 163V162H121ZM127 163V162H125ZM132 163V162H131ZM155 163V162H154ZM213 163V162H212ZM217 163V161L215 162ZM245 163V162H244ZM254 163V162H253ZM67 164V163H66ZM92 164V163H90ZM99 164L97 166H99ZM124 164V162L122 163ZM263 164V163H262ZM53 165V164H52ZM69 165V164H68ZM76 165V163H75ZM92 165H95V164H92ZM108 166V163L105 164ZM112 166V164H109V166ZM130 165V164H129ZM186 166V164H184ZM216 165V164H215ZM234 165V164H233ZM252 165V164H251ZM255 165V164H254ZM114 166V167H115ZM157 166V165H156ZM182 166V167H181ZM209 166V165H208ZM217 166V165H216ZM8 167V168H7ZM51 167V168H49ZM88 167V166H86ZM100 167V166H99ZM121 167V166H120ZM223 167V165H222ZM64 168V166H63ZM72 168V166H71ZM85 168V166L83 167ZM95 168V167H94ZM97 168V167H96ZM131 168V167H130ZM229 168V167H228ZM238 168V167H237ZM92 168L90 167V170ZM119 169V168H118ZM170 169V170H169ZM31 170V171H30ZM84 170V169H83ZM88 170V168L86 169V171ZM89 170V171H90ZM122 170V169H121ZM128 170V169H127ZM126 170V171H127ZM155 170V169H154ZM223 170V169H222ZM231 170V169H230ZM262 170V169H261ZM59 171V172H58ZM100 171V170H99ZM119 171V170H118ZM123 171V170H122ZM165 171V172H164ZM181 171V172H180ZM185 171V169H184ZM243 171V170H242ZM72 171H70L71 173ZM91 172V171H90ZM89 172V175L92 173ZM129 172V171H128ZM209 172V171H208ZM207 172V173H208ZM214 172V171H213ZM219 172V171H218ZM232 172V171H231ZM18 173V172H17ZM86 173V172H85ZM94 173V172H93ZM155 173V172H154ZM168 173V172H167ZM166 173V174H167ZM232 173H235L234 171ZM231 173V175H233ZM20 174V173H19ZM96 174V173H95ZM98 174V173H97ZM117 174V175H116ZM125 174V173H124ZM262 174V173H261ZM71 175V174H70ZM75 175V174H74ZM86 175V174H85ZM90 175V178L93 182V179L94 177H96L94 175V177H92ZM129 175V174H128ZM152 175H153V172H152ZM182 175H184L182 173ZM219 175V174H218ZM241 175V174H240ZM84 176V174H83ZM145 176V175H144ZM156 176H157V171H156ZM227 176V175H226ZM234 176V175H233ZM237 176V175H236ZM262 176V175H261ZM54 177V176H53ZM71 178V176H69ZM85 177V176H84ZM100 177V178H101ZM127 177V175H126ZM137 177H138V174H137ZM150 177L152 178V176L150 175ZM185 177V176H184ZM183 177V179H184ZM228 177V176H227ZM77 178V177H76ZM140 178V177H139ZM158 178V177H157ZM214 178V177H213ZM232 178V177H231ZM236 178V177H234ZM242 178V177H240ZM244 178V177H243ZM83 179V177H82ZM88 179V178H87ZM86 179V180H87ZM95 179V178H94ZM149 176L147 175L145 181V184L148 185V181H149ZM258 179V178H257ZM21 180V179H20ZM90 180V179H89ZM155 180V179H154ZM158 180H161V179H158ZM176 180V179H175ZM174 180V181H175ZM212 180V179H211ZM218 180V179H216ZM220 180V179H219ZM263 180V178H262ZM105 181V183H104ZM152 181V180H151ZM186 181V180H185ZM214 181V180H213ZM236 181V180H235ZM242 181V180H241ZM247 181V180H246ZM260 181V180H259ZM264 181V180H263ZM74 182V181H73ZM72 182V183H73ZM101 182V183H100ZM222 182V181H221ZM94 183V182H93ZM142 183V182H141ZM161 183V182H160ZM163 183V182H162ZM215 183V182H214ZM249 183V182H248ZM258 183V182H257ZM262 183V182H261ZM175 184V183H174ZM35 187H34V186ZM93 185V184H91ZM158 185V184H157ZM156 185V188L159 187ZM215 185V184H214ZM234 185V184H233ZM248 185V184H247ZM263 186H259V190L255 189L254 186L253 188L258 192L260 191L261 193H264L263 190H264V184H262ZM94 186H96L94 184ZM99 186V185H98ZM232 186V185H231ZM235 186V185H234ZM256 186V184H255ZM60 188L61 189V192H62V195H64V198L60 195H57L56 192L54 193L53 190H55L56 188ZM97 187V186H96ZM218 189V191H222V185L221 183L218 181L217 182V186H216ZM233 187V186H232ZM236 187V186H235ZM235 187H233V190L235 189ZM46 188V189H47ZM93 188V187H92ZM137 188V187H136ZM184 188V187H183ZM246 188V187H245ZM9 189V188H8ZM47 189V190H48ZM95 189V187H94ZM237 191L236 193L238 192V194L240 195V197L243 195L241 193V190L236 188ZM248 189V188H247ZM253 189V190H254ZM263 189V190H262ZM59 189H57L56 191L58 192ZM152 190V189H151ZM150 190V191H151ZM161 190V191H160ZM14 191V189H13ZM96 189L93 191L95 193ZM240 191V192H239ZM244 191V190H243ZM242 191V192H243ZM36 192V191H35ZM39 192V191H37ZM60 192V193H61ZM79 192V191H78ZM92 192V190H91ZM152 192V194H153ZM155 192V193H156ZM231 192V191H230ZM16 193V191H15ZM58 193V194H60ZM64 193V194H63ZM85 193V192H84ZM93 193V194H94ZM154 193V194H155ZM221 194L220 195H224V193L220 192ZM232 193V192H231ZM245 193V191L243 192ZM255 193V192H254ZM12 194V192H11ZM35 194V195H33ZM45 194V193H44ZM47 194V193H46ZM88 194V193H87ZM226 194V193H225ZM230 194V193H229ZM228 194V196H229ZM246 194L248 195L247 191H246ZM21 195V194H20ZM125 197H124V196ZM219 195V193H218ZM227 195V194H226ZM230 195H234V194H230ZM236 195V194H235ZM41 196V195H38V197ZM90 196L93 197V195H91L90 193ZM122 196L124 197V199L126 198V196H129V203L130 207L128 206L127 208H131V213L127 214L128 216L130 217H127V218H130L129 222L127 223L126 221H128L127 219L125 220V222L121 221L120 219V216L118 215L117 213V210L118 208L120 209L121 205H119L121 202H124L122 201ZM156 196V195H155ZM246 196V195H245ZM253 196V195H252ZM13 199H12V198ZM45 197V198H43ZM153 197V195H152ZM230 197V196H229ZM228 197V198H229ZM244 197V196H243ZM247 197V196H246ZM251 197V196H250ZM121 198V199H120ZM227 196L224 198V200L227 201V203H223V198L222 196H220V200L218 201V205L220 204H225V209H228L229 207L233 208L234 205H231L229 204V199H226ZM150 199V198H149ZM219 199V198H218ZM25 200H29V203H26ZM201 200V199H200ZM264 200V199H263ZM127 201V200H126ZM224 201V202H226ZM26 204H25V203ZM147 202V201H146ZM125 203V202H124ZM124 203H123V206H124ZM126 203V205H127ZM208 204V203H207ZM216 204V203H215ZM216 204V206H218ZM206 205V203L203 204V206ZM221 205V206H222ZM261 205V204H260ZM105 206L106 208L109 210H111V216L108 215L109 218H107L106 216H104L107 211V209H105ZM202 206V208H204ZM215 206V207H216ZM220 206V207H221ZM239 206V205H238ZM99 207V208H98ZM197 207V206H196ZM195 207V209H196ZM199 207V206H198ZM263 207H264V204H263ZM19 208L21 210H19V212L16 211V209ZM102 208H104L106 211H99L101 210ZM200 208V207H199ZM199 209V210H202ZM236 208V207H235ZM102 209V210H104ZM143 208H141L140 210H142ZM206 209V208H205ZM237 209V208H236ZM93 210V211H91ZM109 210V211H110ZM198 210V209H197ZM196 210V212H197ZM224 210V209H223ZM36 211H42V214H43V218L41 217V213L39 215V217L36 216L35 212ZM128 211V210H127ZM143 211V213H144ZM207 211V210H206ZM205 211V212H206ZM102 212H104L103 216L101 215ZM130 212V210H129ZM184 212V213H185ZM211 212V211H210ZM142 213V214H143ZM175 213V212H174ZM194 213V212H193ZM192 213V214H193ZM201 213H204L203 210L202 212L200 211V214ZM172 214V213H171ZM180 214V213H179ZM195 214V213H194ZM197 214V213H196ZM205 214V213H204ZM209 214V213H208ZM226 214V213H225ZM107 215V214H106ZM145 215V214H144ZM143 215V216H144ZM168 215V214H167ZM182 215V213H181ZM199 215V213H198ZM202 215V214H201ZM216 215V214H215ZM36 216V219L35 217ZM141 216V215H140ZM193 216V215H191ZM200 216V215H199ZM205 216V215H203ZM32 217L33 220H32ZM41 217V219H40ZM147 217V216H146ZM179 217V216H178ZM148 218V217H147ZM183 218V217H182ZM197 218H200V217H197ZM124 219V218H123ZM141 218L139 217V222L140 224L142 223V220H140ZM145 218L143 217V220ZM152 219V218H151ZM191 219V218H190ZM264 219V218H263ZM146 220V219H145ZM156 220V219H155ZM154 220V221H155ZM161 220V219H160ZM166 220V219H165ZM164 220V221H165ZM172 220V219H171ZM179 220V218H178ZM211 220V219H210ZM150 221V219H149ZM148 219H147V222H149ZM184 221V220H183ZM189 221V219L187 220ZM33 222H34V225H33ZM78 222V223H77ZM144 223L146 221H143ZM181 222V221H180ZM193 222V220H192ZM162 223V222H161ZM167 223V222H166ZM195 223V222H193ZM197 223V222H196ZM195 223V224H196ZM209 223V222H208ZM81 224V223H80ZM143 224V223H142ZM192 224V223H191ZM215 224V222H214ZM217 224V223H216ZM86 225V226H87ZM134 225V224H133ZM163 225V224H162ZM161 225V226H162ZM182 225V224H181ZM179 225V226H181ZM185 225V224H184ZM187 225V224H186ZM194 226V224H192ZM198 227H201L199 225V223L196 224ZM211 225V224H210ZM32 226H34V228L32 229ZM82 227V225H80ZM89 226V227H90ZM137 226H139L137 224ZM143 227H146V225H142ZM148 226V225H147ZM160 224H159V227H161ZM203 226V225H202ZM67 227V228H66ZM85 227V226H84ZM88 226L86 227L89 228ZM185 227V226H184ZM188 227V226H187ZM191 227V225H190ZM211 227V226H210ZM65 228V229H64ZM80 228V227H79ZM169 228V227H168ZM172 228V227H171ZM192 228V227H191ZM191 228L189 229V231H191ZM207 229V227H202L201 231H199L197 228L195 229L193 227V231L192 232H188V233H192L191 235L195 234L197 236V234H200L203 232V234L201 235L202 238H203V235L205 233V230L204 229ZM218 228V227H217ZM29 229H32L33 230V234L32 235V239L34 238V245L32 246V248L30 250H24L23 249V241L25 242V239L24 237L26 235H29L28 233V230ZM88 229V230H90ZM143 229V228H141ZM145 229V228H144ZM143 229V230H144ZM178 230V227L176 228ZM180 229V228H179ZM85 230V229H84ZM87 230V231H88ZM152 230V229H151ZM159 230V229H158ZM164 230V229H163ZM171 230V229H170ZM176 230V231H177ZM209 231H207V235H209L208 233L210 232V230L213 231L212 228H208ZM27 231V233H26ZM67 231V230H66ZM65 231V232H66ZM73 231V230H72ZM149 233H150V230H148ZM154 231V229H153ZM166 231V230H165ZM179 231V230H178ZM212 231L210 232L212 234ZM155 232V231H154ZM141 233H145L143 231H141ZM153 233V232H152ZM173 233V232H172ZM169 232V234H172ZM214 233V231H213ZM51 234V235H50ZM139 234V235H138ZM151 234V233H150ZM148 237L152 238L153 235H150ZM154 234V233H153ZM156 234V232H155ZM168 234V232H167ZM177 234V233H176ZM184 234V233H183ZM210 234V235H211ZM65 235V236H64ZM69 235V234H68ZM75 235V234H74ZM144 235V234H142ZM194 235V236H195ZM44 236V237H45ZM48 236V238H49ZM146 236V235H145ZM146 236V237H147ZM155 236V235H154ZM162 236H165V235H162ZM167 236V235H166ZM169 236H172V235H169ZM174 236V235H173ZM199 236V235H198ZM225 236V235H224ZM28 237V236H27ZM31 237V236H30ZM29 237V238H30ZM139 237V238H138ZM207 238L203 239L205 240V246L209 245L208 243H211V239H212V236L209 237V236H206ZM219 237V236H218ZM217 237V238H218ZM28 238V239H29ZM47 238L46 242L49 240ZM80 238V237H79ZM95 238V237H94ZM145 238V237H144ZM167 238V237H166ZM164 238V239H166ZM170 238V237H168ZM167 238V239H168ZM187 238V237H186ZM185 238V239H186ZM193 238V237H192ZM197 238V237H195ZM195 238L193 239V241L195 240ZM215 238V237H214ZM220 238V237H219ZM68 239V237H67ZM153 239V238H152ZM166 239V241H167ZM177 239V238H176ZM188 239V238H187ZM221 239V238H220ZM219 239V240H220ZM225 239V237H224ZM222 239V241L224 240ZM41 239H39L40 241ZM42 240L43 237H42ZM80 240V239H79ZM82 240V239H81ZM94 240V239H93ZM126 240V241H125ZM145 240V239H144ZM192 240V239H190ZM189 240V241H190ZM201 240V237L199 239V241ZM201 240V243L199 245L198 250L197 248L195 247L194 249L197 250V252H199L198 254L200 256H203V252H204V248L205 246L202 244V241ZM51 241V240H50ZM69 241V240H68ZM67 241V242H68ZM72 241V240H71ZM86 241V240H85ZM84 241V242H85ZM146 241V240H145ZM158 241V239L156 240ZM163 242H165V240H162ZM161 241V243H162ZM188 241V240H187ZM186 241V242H187ZM188 241V243H190ZM197 241V240H196ZM41 242V241H40ZM39 242V243H40ZM64 242V241H63ZM66 242V243H67ZM78 242H81V241H78ZM87 242V241H86ZM91 242V240H90ZM175 242V241H174ZM225 242V241H224ZM70 243V242H69ZM159 244V242H157ZM169 243V241H168ZM194 243V242H193ZM29 247L31 246V243H29ZM33 244V243H32ZM47 244V243H45ZM77 244V243H76ZM80 244V243H79ZM88 244V243H86ZM127 244V245H128ZM156 244V243H155ZM163 244V243H162ZM166 245V242L164 243ZM163 245L162 248H159L157 245L156 247H158L161 251L163 249V247H165ZM192 244V243H191ZM198 244V243H197ZM229 244V243H228ZM131 245V244H129ZM144 245V244H143ZM143 245L140 244V246L144 247ZM152 245V244H151ZM169 245V244H167ZM182 245V244H181ZM193 245V244H192ZM204 246V248H202V246ZM211 245V244H210ZM210 245L209 247L206 248V250H208V248L210 249ZM225 245V244H224ZM28 246V245H27ZM77 246V245H76ZM81 246V245H80ZM160 246V247H161ZM213 246V244H212ZM221 246V245H220ZM220 246L218 248H220ZM228 246V245H227ZM26 247V246H25ZM167 247V246H166ZM193 247V246H192ZM231 249L233 248L232 246H230ZM49 248V247H48ZM118 248V247H117ZM116 248V249H117ZM127 248V247H126ZM157 248V249H158ZM185 248V247H184ZM217 248V249H218ZM229 248V247H228ZM227 248V250H228ZM73 249V248H72ZM78 249V248H77ZM80 249V247H79ZM115 249V250H116ZM134 249V248H132ZM142 249V248H141ZM154 249V248H153ZM166 249V248H165ZM168 249V248H167ZM166 249V250H167ZM171 249V247L169 248V250ZM183 249V248H181ZM225 249V248H224ZM40 250V249H39ZM46 250V249H45ZM114 250V251H115ZM140 250V249H139ZM188 250V249H187ZM193 250V249H192ZM214 250V249H213ZM210 253H212V251ZM225 249V251H227ZM234 250V249H233ZM237 250V249H236ZM83 251V252H84ZM98 251V252H97ZM168 251V250H167ZM166 251V252H167ZM215 251V250H214ZM225 251H223V255L225 253ZM39 252V251H38ZM37 255H40L38 254ZM74 252V251H73ZM81 252V251H79ZM82 252V253H83ZM116 252V251H115ZM159 252V251H158ZM181 252V251H180ZM233 252V251H231ZM42 253V252H41ZM57 253V252H56ZM70 253V252H69ZM160 253V252H159ZM162 253V252H161ZM164 253V252H163ZM173 253V252H171ZM202 253V254H201ZM230 253V251H229ZM68 254V252H67ZM71 254V253H70ZM75 254H77V250L75 252ZM84 254V253H83ZM110 254V253H109ZM116 254V253H115ZM125 254V253H124ZM142 254V253H140ZM213 254V253H212ZM221 254V253H220ZM233 254V253H232ZM230 254V255H232ZM235 254V257H233V259H228L230 260L231 264H241V257L239 255V253L237 252V254L239 255L238 257H236V252H234ZM32 255V254H31ZM45 255V254H44ZM69 255V254H68ZM81 255V253H80ZM108 256V254H106ZM106 255L104 257H106ZM113 255V254H112ZM170 255V254H169ZM168 255V256H169ZM192 255V254H191ZM216 255V253H215ZM222 255V256H223ZM226 255V253H225ZM225 255L223 257H225ZM28 256V257H27ZM43 256V254H42ZM75 255H70L68 259H65V262H68L69 264H77L76 262H74L75 258H74ZM78 256V254H77ZM85 256V258H86ZM102 256V255H101ZM121 256V255H120ZM134 256V255H133ZM141 256V255H140ZM165 256V255H164ZM172 256V255H171ZM206 255H204L202 258H204ZM214 256V255H213ZM221 256V255H220ZM234 256V255H233ZM39 257V256H38ZM74 260H72L73 258ZM79 257V256H78ZM109 257V256H108ZM107 257V259H108ZM114 257V256H113ZM112 257V259H114ZM143 256H141L142 258ZM158 257V256H157ZM83 258V256H82ZM98 258V257H96ZM100 258V256H99ZM98 258V260H99ZM146 258V257H145ZM144 258V259H145ZM188 258V257H187ZM186 258V259H187ZM190 258V257H189ZM199 258V257H197ZM229 258V257H228ZM77 259V258H76ZM87 259V258H86ZM102 259V257H101ZM155 259V258H154ZM176 259V258H175ZM192 259V258H190ZM201 259V258H200ZM205 259V258H204ZM209 259V258H208ZM206 258V260H208ZM219 259V258H218ZM227 259V258H225ZM46 260V259H45ZM88 260V259H87ZM97 260V261H98ZM103 260V259H102ZM101 260V261H102ZM111 260V259H109ZM118 260V259H117ZM203 260V259H202ZM222 260V259H221ZM224 260V258H223ZM222 260V261H223ZM54 261V260H53ZM64 262V260H62ZM70 261V262H69ZM77 261H80L79 259ZM92 261V260H91ZM104 261V260H103ZM181 261V260H180ZM218 261V260H217ZM221 261L220 264H222L223 262ZM45 262V261H44ZM88 262V261H87ZM90 262V261H89ZM88 262V263H89ZM106 262V261H105ZM155 262V261H154ZM191 262H194V261H191ZM196 262V260H195ZM207 262V261H206ZM211 262V261H210ZM41 263V262H39ZM92 263V262H91ZM150 263V262H149ZM200 263V262H199ZM204 263V262H203ZM202 263V264H203ZM227 263V261H226ZM229 263V262H228ZM79 264V263H78ZM85 264V263H84ZM90 264V263H89ZM142 264V263H141ZM145 264V263H144ZM196 264V263H195ZM210 264V263H209ZM212 264V263H211Z\"/></svg>",
	"mask_w": 264,
	"mask_h": 264
}]
</instances>
